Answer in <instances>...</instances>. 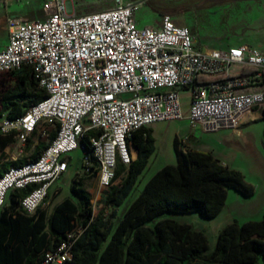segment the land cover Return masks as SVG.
Here are the masks:
<instances>
[{"label": "built area", "instance_id": "1", "mask_svg": "<svg viewBox=\"0 0 264 264\" xmlns=\"http://www.w3.org/2000/svg\"><path fill=\"white\" fill-rule=\"evenodd\" d=\"M42 1L45 19L7 20L0 74L31 67L47 97L21 118H1L0 132L14 134L20 156L30 141L36 146L48 142L52 131L56 136L36 161L2 175L0 211L11 191L29 190L21 205L34 215L78 149L81 176L98 178L107 192L118 181V166L134 161L133 132L184 119L183 90L191 93L188 121L194 130L236 132L262 118L264 51L249 45L197 51L190 30L169 15L160 28H140L135 19L140 3L113 0L112 8L78 16L71 15L68 0ZM244 69L250 72L240 74ZM207 77L220 79L204 81ZM87 130L99 133L89 140L90 152L81 143ZM71 246L64 242L46 252L40 264L70 262Z\"/></svg>", "mask_w": 264, "mask_h": 264}, {"label": "trees", "instance_id": "2", "mask_svg": "<svg viewBox=\"0 0 264 264\" xmlns=\"http://www.w3.org/2000/svg\"><path fill=\"white\" fill-rule=\"evenodd\" d=\"M244 69L240 74L249 73ZM0 119H18L47 97L31 67L0 74ZM207 77L204 81H217ZM8 82V83H7ZM264 121V111L262 112ZM87 130L82 146L90 152V138L98 136ZM27 145L28 156L1 164L4 150L16 143L14 134L0 132V178L13 166L36 161L55 138ZM131 148L138 157L129 167L119 165L116 179L102 197V207L94 213L90 194L79 176L70 186L72 197L56 205L51 214L43 208L34 215L21 205L29 190H13L10 204L0 214V264H40L46 252L62 243H71L72 260L66 264H258L264 262V215L260 221L243 224L234 221L219 234L215 251L210 252L205 233L176 220H162L165 214L198 213L202 218L217 217L224 209L228 188L245 196L254 187L237 170L225 166L210 152L183 150L176 140L177 165H167L146 184L143 192L124 211L119 209L132 194L138 180L156 152L152 128L133 132ZM33 147V148H32ZM111 211L110 214L108 212ZM72 235V237H70Z\"/></svg>", "mask_w": 264, "mask_h": 264}, {"label": "rangeland", "instance_id": "3", "mask_svg": "<svg viewBox=\"0 0 264 264\" xmlns=\"http://www.w3.org/2000/svg\"><path fill=\"white\" fill-rule=\"evenodd\" d=\"M75 15L103 11L115 6L113 0H68ZM126 3H140L143 0H124ZM39 0H0V46L9 42L6 20L23 16V20H42L46 18L44 2ZM33 13V15H32ZM165 15L172 17L175 24L187 27L192 35L194 49L228 50L239 45H250L264 51V4L255 6H204L191 0H146L135 12V19L142 26L160 28ZM37 17V18H36ZM5 82L0 77V86ZM8 83V82H7ZM5 84V83H4ZM184 119L174 122H160L152 126L156 138V152L147 168L140 176L132 194L125 200L119 213L124 211L143 192L146 184L154 175L167 165H177L176 140L181 149H194L210 152L228 167L239 171L245 180L254 187L252 196H245L235 189L228 188L227 202L222 212L215 218L205 219L198 213L165 214L149 226L162 220H176L191 225L195 230L205 233L210 252L215 251L220 232L229 224L237 221H260L264 215V121L246 125L243 136L236 137L232 130L204 133L192 129L188 117L191 110V93L180 92ZM187 145L184 146L185 140ZM17 144L7 153L8 162L21 159L17 155ZM69 170L58 180L56 187L62 189L59 197L51 205L71 197L70 186L82 172L83 151L78 149L69 155ZM118 180L117 183H120ZM100 193L103 191L100 189ZM102 207L99 193L93 194V210L97 213ZM49 208V206H45ZM111 211L108 212L110 214ZM1 214V211H0ZM258 264H264L262 260Z\"/></svg>", "mask_w": 264, "mask_h": 264}, {"label": "crops", "instance_id": "4", "mask_svg": "<svg viewBox=\"0 0 264 264\" xmlns=\"http://www.w3.org/2000/svg\"><path fill=\"white\" fill-rule=\"evenodd\" d=\"M42 0H39V3L41 2ZM39 3H36V4H39ZM70 13H71V15H74L75 13L72 11V7H71V3H70ZM32 15H33V13H32ZM17 18H19V19H23V16H20V17H17ZM37 18V17H36ZM8 19H10V18H7V20ZM7 20H6V24H7ZM138 26L140 27V28H142V27H146V26H142L141 24H138ZM8 30V29H7ZM8 45V43L7 44H5V45H2V46H0V51L1 50H3L6 46ZM239 46H241V45H239ZM250 46V45H249ZM237 47V46H236ZM252 47V46H251ZM206 51H209V50H206ZM246 126V125H245ZM245 126H242L241 127V129L240 130H238V131H236V132H234L233 131V133L235 134V136L236 137H240V136H243V129H244V127ZM152 128V127H151ZM52 128H50L49 127V129L48 130H51ZM152 130H153V128H152ZM53 133H55L54 131H52V134ZM51 134V135H52ZM153 135H154V130H153ZM51 137V136H50ZM192 138H193V136H191V138H190V140H189V142H191L192 141ZM33 146H34V144H33ZM11 147L12 146H9V147H7L5 150H4V157H3V159H2V161H1V164H6L8 161H9V158H8V156H7V153L11 150ZM189 147H190V149H194L192 146H191V144L189 145ZM33 148V147H32ZM183 150H185L184 148H183ZM194 150H197V149H194ZM15 151H17V155L18 156H20L19 155V148H18V145H17V149H15ZM25 151H26V153L24 154V155H21L20 157L22 158V157H26V156H28V152H27V147H26V149H25ZM198 151H200V150H198ZM132 153H133V156H134V160H136L137 159V157H138V151L136 150V149H134V148H132ZM0 155H1V153H0ZM221 161V160H220ZM221 163L223 164V165H225L224 163H223V161H221ZM225 166H227V165H225ZM66 174V173H65ZM64 174V175H65ZM63 175V176H64ZM62 176V177H63ZM61 177V178H62ZM118 180H121V177L118 179ZM58 182V181H57ZM57 182H55L54 184H52L51 185V187L49 188V190H48V196H47V199H46V204L44 205V206H42L41 208H43V209H45L46 211H47V213L48 214H51L52 213V211H53V209L50 211L49 209H50V207H51V205L52 206H54L53 204H54V202H55V200L59 197V192H60V190H62V189H60V188H58V187H56V183ZM83 188L90 194V196H91V203H92V205H93V194L94 193H96V191H97V193H99V196L101 197V199H102V197L104 196V193H100V186H99V181H98V178H96V177H93V178H85V181H84V183H83ZM72 197V196H71ZM10 198L11 197H8L7 198V200H6V205L8 206L9 204H10ZM67 198H70V197H67ZM66 199V198H65ZM64 199V200H65ZM64 200H62V201H60L59 203H57V205L58 204H60L61 202H63ZM49 206V208H45V206Z\"/></svg>", "mask_w": 264, "mask_h": 264}, {"label": "flooded vegetation", "instance_id": "5", "mask_svg": "<svg viewBox=\"0 0 264 264\" xmlns=\"http://www.w3.org/2000/svg\"><path fill=\"white\" fill-rule=\"evenodd\" d=\"M194 3L202 4L204 6H220V5H227V6H255V5H263L264 0H191Z\"/></svg>", "mask_w": 264, "mask_h": 264}, {"label": "water", "instance_id": "6", "mask_svg": "<svg viewBox=\"0 0 264 264\" xmlns=\"http://www.w3.org/2000/svg\"><path fill=\"white\" fill-rule=\"evenodd\" d=\"M144 1H146V0H143L142 2H140V4L143 3Z\"/></svg>", "mask_w": 264, "mask_h": 264}]
</instances>
